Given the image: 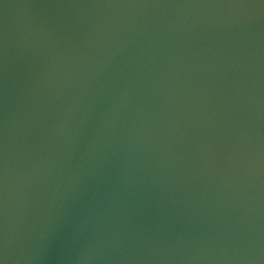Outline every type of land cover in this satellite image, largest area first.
Returning <instances> with one entry per match:
<instances>
[{
	"label": "water",
	"instance_id": "1",
	"mask_svg": "<svg viewBox=\"0 0 264 264\" xmlns=\"http://www.w3.org/2000/svg\"><path fill=\"white\" fill-rule=\"evenodd\" d=\"M0 264H264V0H0Z\"/></svg>",
	"mask_w": 264,
	"mask_h": 264
}]
</instances>
